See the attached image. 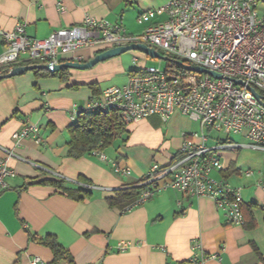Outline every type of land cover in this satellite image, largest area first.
<instances>
[{
    "label": "crops",
    "instance_id": "crops-1",
    "mask_svg": "<svg viewBox=\"0 0 264 264\" xmlns=\"http://www.w3.org/2000/svg\"><path fill=\"white\" fill-rule=\"evenodd\" d=\"M167 2L0 0V56L6 50L2 33L13 31L18 24L25 25L29 37L43 40L58 29L80 25L90 15L121 24L128 34L139 36L148 24H139L138 17ZM106 50L82 49L61 55L59 64L86 63ZM134 65L128 68L118 56L89 70L68 69L65 81L37 77L33 71L0 81V161L8 159L15 172L0 195V264H30L33 258L50 264L52 251L30 236H54L75 264H188L194 240L201 242L208 257L205 264H264V168L246 177V170L252 169L243 170L235 152H224L220 159L224 176L242 189L246 227L227 225L213 199L175 190L157 192L128 213L108 205L116 191L140 182L153 165L166 168L175 162L185 136L192 134L183 119L194 122L180 112L167 122L150 116L129 124L126 141L117 139L101 151L104 161L93 154L81 159L67 156L68 129L76 122L72 120L75 110L97 98L90 86L97 85L102 93L117 86L109 85L117 76L128 73V81L132 72L146 68L141 59ZM27 124L40 128L41 142L29 138L18 147L12 136ZM7 150L13 153L9 158ZM113 164L130 168L131 175L115 173ZM222 175L213 174L216 178ZM50 181L62 182L66 190L89 192L91 198L74 201L63 189L47 184ZM129 241L131 248L119 251Z\"/></svg>",
    "mask_w": 264,
    "mask_h": 264
},
{
    "label": "built area",
    "instance_id": "built-area-1",
    "mask_svg": "<svg viewBox=\"0 0 264 264\" xmlns=\"http://www.w3.org/2000/svg\"><path fill=\"white\" fill-rule=\"evenodd\" d=\"M264 0H168L157 9L143 12L139 24H148L143 34H128L121 24L86 15L82 23L54 31L47 39L29 37L24 24L13 31L3 32L6 46L0 56V75H6L19 64L59 65L61 55L74 54L82 49H112L143 44L176 63L204 70L183 69L169 74L161 68H140L128 77L124 86L106 88L99 97L91 99L84 108H77L72 120L83 113L120 112L129 125L150 116L163 122L180 112L200 123L208 131L224 132L245 139L246 145L234 141H220L208 146L209 138L192 133L185 136L180 154L174 163L163 168L155 164L139 182L144 190L137 204L150 200L157 192L175 190L192 197H209L224 213L227 225L244 227L242 189L233 186L222 174L224 152L252 149L264 153V12L259 11ZM59 10H63L58 4ZM164 20L156 22V19ZM138 58H134V64ZM53 72L52 69L48 70ZM207 72L220 76L216 78ZM35 138L41 142L40 128L27 124L13 134L20 147ZM6 157L13 155L5 151ZM92 154L100 160L106 157L100 150ZM113 170L130 176L128 167L113 164ZM246 177L254 171L248 170ZM15 177L8 159L0 161V195L8 188L7 180ZM264 185V182H262ZM128 208L124 213H128ZM132 242L119 246L126 251ZM193 255L188 264H205L208 257L199 240L192 243ZM30 264H44L33 258Z\"/></svg>",
    "mask_w": 264,
    "mask_h": 264
},
{
    "label": "trees",
    "instance_id": "trees-1",
    "mask_svg": "<svg viewBox=\"0 0 264 264\" xmlns=\"http://www.w3.org/2000/svg\"><path fill=\"white\" fill-rule=\"evenodd\" d=\"M175 69L184 71V67L176 63V61H167V73H176ZM37 77H58L65 81L68 76V69H62L57 72H50L44 69H37L33 71ZM133 74V72L131 73ZM90 88L94 92V96L99 97L101 94L97 90V85H91ZM127 124L122 119L120 112L112 110L106 113H83L76 122L69 127V142L67 156L71 159H81L86 155H91L93 151H105L109 149L117 139L126 141L129 133L127 131ZM226 172H223V176ZM54 187L63 189L62 182L50 181L47 182ZM148 187L139 186V182L127 188L116 191L115 197L107 200L111 208H118L124 213L128 208L137 206V202L141 193ZM68 197L77 202H83L91 198L89 192H75L63 189ZM245 216V211L243 208ZM245 226L247 221L245 217ZM33 242L49 248L53 255L54 260L50 264H59L61 261H68L69 264H75L73 258L67 250H65L54 236H47L45 238H37L30 236Z\"/></svg>",
    "mask_w": 264,
    "mask_h": 264
},
{
    "label": "rangeland",
    "instance_id": "rangeland-1",
    "mask_svg": "<svg viewBox=\"0 0 264 264\" xmlns=\"http://www.w3.org/2000/svg\"><path fill=\"white\" fill-rule=\"evenodd\" d=\"M259 11L261 13L264 12V3H262L259 7ZM162 56H165V53L160 52ZM123 57L124 62L127 64L128 68H136L134 65V58L137 57L139 60L141 59V62L144 63V66L146 68H161L162 70L166 71L167 70V61H162L159 59H154L151 57L143 56L139 52H128L126 54L121 55ZM171 60L176 61L175 58H171ZM35 65H42V61L37 60L35 61ZM180 70L175 69V72H179ZM127 75L128 73H124L122 75H119L116 77V79L111 82L109 85H117V86H124L127 82ZM194 76H200L198 73H194ZM183 124H186V126H190L191 133H198L200 136L203 134L209 138L208 146L211 148L215 147V145L218 142L222 141H231L233 140L234 142H246L243 140V137L241 136H236L224 132H215V131H208L205 128L201 127L200 123L197 122H191L188 121L187 119H183ZM235 154L238 156V162L241 167H243V170H246L247 166H250L252 171H259L263 170L264 168V153L257 151V150H252V149H240L238 151H235ZM247 171V170H246Z\"/></svg>",
    "mask_w": 264,
    "mask_h": 264
},
{
    "label": "water",
    "instance_id": "water-1",
    "mask_svg": "<svg viewBox=\"0 0 264 264\" xmlns=\"http://www.w3.org/2000/svg\"><path fill=\"white\" fill-rule=\"evenodd\" d=\"M128 52H139L147 57H151L154 59H159L162 61H172L170 58L162 56L161 53L153 48H150L146 45L143 44H134L126 47H117V48H112L108 49L103 53H100L96 55L93 59L86 63H79V62H65L59 65H54L53 67L50 65H33V66H22V67H15L11 70L9 74L6 75H0V81L3 79H10L19 75L24 74L25 72H30L34 71L37 69H46L50 70L52 69L53 72L60 71L62 69H73V70H80V71H85L94 68L98 64L105 62L107 60H110L112 58L121 56L123 54H126ZM181 66H183L186 70L190 72H195V73H203L204 70L202 68L198 67H190L186 66L182 63H179ZM211 76L220 78L219 75L212 73V72H207Z\"/></svg>",
    "mask_w": 264,
    "mask_h": 264
}]
</instances>
